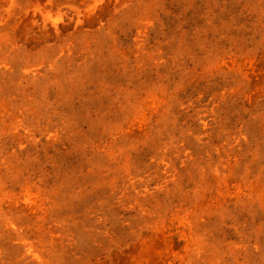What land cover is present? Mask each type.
Instances as JSON below:
<instances>
[{"label": "rangeland", "instance_id": "rangeland-1", "mask_svg": "<svg viewBox=\"0 0 264 264\" xmlns=\"http://www.w3.org/2000/svg\"><path fill=\"white\" fill-rule=\"evenodd\" d=\"M0 264H264V0H0Z\"/></svg>", "mask_w": 264, "mask_h": 264}]
</instances>
